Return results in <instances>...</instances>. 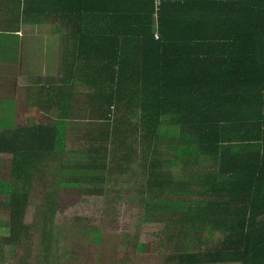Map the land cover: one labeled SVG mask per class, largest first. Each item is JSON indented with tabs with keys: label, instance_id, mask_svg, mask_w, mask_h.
Segmentation results:
<instances>
[{
	"label": "trees",
	"instance_id": "1",
	"mask_svg": "<svg viewBox=\"0 0 264 264\" xmlns=\"http://www.w3.org/2000/svg\"><path fill=\"white\" fill-rule=\"evenodd\" d=\"M28 1L35 12L26 18L45 21L52 6L48 14L99 56L88 60L85 74L95 77L83 91L59 93L57 121L0 137V152L13 157L12 180L0 188L6 244L22 246L20 185L40 167L58 164L50 167L56 190L103 196L114 165L129 172L140 152L143 220L180 229L164 240L162 264H264V0ZM81 98L86 114L75 117ZM76 132L79 147L69 150Z\"/></svg>",
	"mask_w": 264,
	"mask_h": 264
},
{
	"label": "rangeland",
	"instance_id": "2",
	"mask_svg": "<svg viewBox=\"0 0 264 264\" xmlns=\"http://www.w3.org/2000/svg\"><path fill=\"white\" fill-rule=\"evenodd\" d=\"M73 107V115L83 117L87 101L84 98L76 100ZM47 120L50 119L47 118L45 124H48ZM74 135L70 133L69 137ZM80 136L76 132L74 138L69 139V150L75 147V143L79 147ZM132 148H140L138 141L134 140ZM123 158H116L117 162L120 163ZM130 160L126 155L125 163ZM12 162L11 156L0 157V180H12ZM52 165L58 164L40 167V172L30 184L33 188L30 189L24 217L28 229L22 237V247L33 251L25 252L30 255L31 264H52L48 247L51 251L55 246L53 240L59 244L57 253H53V258L59 254L55 264L163 263L166 256H161L160 250L164 240L168 239V235L177 236L180 229L172 226L165 229V224L143 220L139 202L136 201L140 194L138 191L146 185L140 152L138 157L132 158V165L131 162L127 165L129 172L122 174L120 165H117L118 168L114 165L109 179L111 192L101 196L90 194L86 188H54L57 191L54 194L57 197L54 198L55 205H45L43 185L53 180L50 173ZM120 190L123 192L120 193ZM4 199L0 197V210H3L0 213V245H5L10 236V229L5 224L9 220L10 209L7 207L8 199L2 203ZM46 210L55 212L54 219L49 217V212L46 214ZM221 238V235L214 234L212 240L216 243Z\"/></svg>",
	"mask_w": 264,
	"mask_h": 264
},
{
	"label": "crops",
	"instance_id": "3",
	"mask_svg": "<svg viewBox=\"0 0 264 264\" xmlns=\"http://www.w3.org/2000/svg\"><path fill=\"white\" fill-rule=\"evenodd\" d=\"M52 9L46 5L43 21L37 16L23 15L25 11L35 12L28 0H0V137L3 139L14 130L57 121L60 115L55 109L59 93L66 95L68 88L83 91L84 79L95 77L85 72L93 69L91 61L99 55L91 53L92 45L86 49L80 46L72 37L75 31L70 24L48 14ZM47 118L50 120L45 124ZM5 155L11 156L0 152V157ZM7 182L11 181L0 180V188ZM30 184L20 185V194L27 197L28 203ZM43 187L47 205L57 198L54 188L58 185L48 182ZM0 197L7 199L2 191ZM58 248L59 244L51 251L48 247L52 264L58 261L59 254L53 258ZM25 252L33 251L20 245H0V264H31L30 255ZM45 260L48 261L47 257Z\"/></svg>",
	"mask_w": 264,
	"mask_h": 264
},
{
	"label": "built area",
	"instance_id": "4",
	"mask_svg": "<svg viewBox=\"0 0 264 264\" xmlns=\"http://www.w3.org/2000/svg\"><path fill=\"white\" fill-rule=\"evenodd\" d=\"M161 0H157V3L159 4Z\"/></svg>",
	"mask_w": 264,
	"mask_h": 264
}]
</instances>
